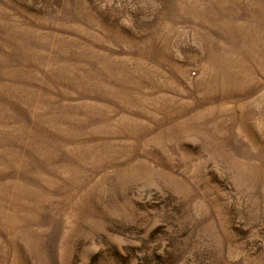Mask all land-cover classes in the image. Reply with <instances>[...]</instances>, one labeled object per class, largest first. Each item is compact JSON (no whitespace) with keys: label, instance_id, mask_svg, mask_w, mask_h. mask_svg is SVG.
<instances>
[{"label":"rangeland","instance_id":"rangeland-1","mask_svg":"<svg viewBox=\"0 0 264 264\" xmlns=\"http://www.w3.org/2000/svg\"><path fill=\"white\" fill-rule=\"evenodd\" d=\"M0 264H264V0H0Z\"/></svg>","mask_w":264,"mask_h":264}]
</instances>
